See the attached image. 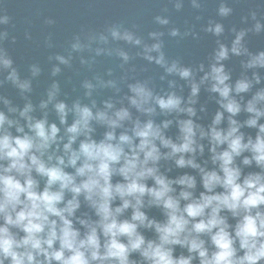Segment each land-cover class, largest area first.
Here are the masks:
<instances>
[{
    "label": "clouds",
    "instance_id": "1",
    "mask_svg": "<svg viewBox=\"0 0 264 264\" xmlns=\"http://www.w3.org/2000/svg\"><path fill=\"white\" fill-rule=\"evenodd\" d=\"M205 2L166 0L146 35L121 23L73 35L47 56L37 98L44 69L21 74L0 11V89L19 101L0 93V264H264V49L248 47L264 0L227 30L232 0L201 23ZM186 4L181 28L169 6ZM201 34L214 43L203 61L166 53L165 37ZM42 45L54 48L51 33ZM102 57L118 74L96 71ZM74 64L90 75L69 93Z\"/></svg>",
    "mask_w": 264,
    "mask_h": 264
},
{
    "label": "water",
    "instance_id": "2",
    "mask_svg": "<svg viewBox=\"0 0 264 264\" xmlns=\"http://www.w3.org/2000/svg\"><path fill=\"white\" fill-rule=\"evenodd\" d=\"M257 2L258 0H232L233 15L223 21L226 30L232 25L243 27L244 25L240 24L241 16L247 15L249 8H255ZM165 3L166 0H0V11L11 18L10 25L5 26L9 32V39L15 37L16 41L12 44L6 40L3 47L12 56L22 75L29 63L41 64L44 73L39 82L34 84V98H37L48 82L47 56L52 52H62L73 35L100 31L106 24L111 23H121L126 27L136 25L138 32L146 35L148 31L155 29L152 17L160 13ZM215 7V0H206L205 8L201 13L203 17L201 23L208 18H215ZM169 12L172 22L181 28L186 21L192 23L195 15L187 4L180 13L172 11L169 6ZM258 15H264V5L260 7ZM47 17L55 20L53 26L48 27L43 24V20ZM25 32L30 33V40L24 38ZM48 33L52 34L54 44L52 49H45L42 45L43 38ZM201 37L199 42L188 39L179 43L165 37V51L171 57H181L185 63L203 61L214 43L211 37L203 34ZM248 47L251 51L264 49V34L250 36ZM117 63L114 58H99L96 71L102 73L106 68L111 67L118 74ZM136 63L138 67L142 66V62ZM143 66L148 68L147 74L154 77L159 75V69ZM228 66L233 69L234 76L238 75V60L233 59ZM74 69L79 71L78 76L66 72L61 78L63 90L69 93L73 87L78 86L79 79L90 75L79 70L78 64H74ZM69 78L71 82L66 83ZM0 93L8 95L14 102H19L14 90L7 86L0 89Z\"/></svg>",
    "mask_w": 264,
    "mask_h": 264
}]
</instances>
